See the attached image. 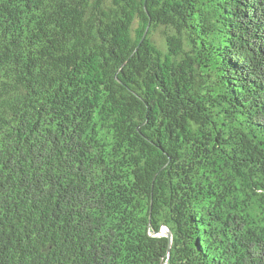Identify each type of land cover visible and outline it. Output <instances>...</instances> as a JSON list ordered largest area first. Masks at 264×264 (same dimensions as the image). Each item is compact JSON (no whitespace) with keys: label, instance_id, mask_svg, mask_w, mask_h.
Segmentation results:
<instances>
[{"label":"trees","instance_id":"16d2710c","mask_svg":"<svg viewBox=\"0 0 264 264\" xmlns=\"http://www.w3.org/2000/svg\"><path fill=\"white\" fill-rule=\"evenodd\" d=\"M0 264H264V0H0Z\"/></svg>","mask_w":264,"mask_h":264},{"label":"rangeland","instance_id":"374dc122","mask_svg":"<svg viewBox=\"0 0 264 264\" xmlns=\"http://www.w3.org/2000/svg\"><path fill=\"white\" fill-rule=\"evenodd\" d=\"M154 40L157 43V45L162 48L163 45L165 44V40L166 37L162 34V31H157L155 36H154ZM168 233V229L166 227H164L161 231V235H167Z\"/></svg>","mask_w":264,"mask_h":264},{"label":"water","instance_id":"95a60500","mask_svg":"<svg viewBox=\"0 0 264 264\" xmlns=\"http://www.w3.org/2000/svg\"><path fill=\"white\" fill-rule=\"evenodd\" d=\"M168 229V228H167ZM166 236H168L169 237V239H170V243H172V240H173V234H172V232H171V230L170 229H168V233H167V235Z\"/></svg>","mask_w":264,"mask_h":264}]
</instances>
